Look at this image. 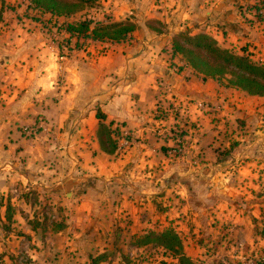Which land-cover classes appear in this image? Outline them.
Listing matches in <instances>:
<instances>
[{
    "label": "crops",
    "instance_id": "1",
    "mask_svg": "<svg viewBox=\"0 0 264 264\" xmlns=\"http://www.w3.org/2000/svg\"><path fill=\"white\" fill-rule=\"evenodd\" d=\"M240 7L239 0H101L98 18L86 19L136 26L116 43L71 36L73 18L29 9L27 0H0V191L21 180V189L47 193L55 205L65 196L83 221L93 209H118L131 235L152 228L154 205L166 207L154 223L200 229L202 213L190 212L189 201L205 192L213 201L203 221L224 227V255L239 256L234 245L255 233L264 206V97L198 73L173 46L180 35H205L264 66V21ZM99 112L121 133L119 144L128 134L124 150L102 149ZM25 207L32 209L13 206ZM72 214L67 224L77 221Z\"/></svg>",
    "mask_w": 264,
    "mask_h": 264
},
{
    "label": "rangeland",
    "instance_id": "2",
    "mask_svg": "<svg viewBox=\"0 0 264 264\" xmlns=\"http://www.w3.org/2000/svg\"><path fill=\"white\" fill-rule=\"evenodd\" d=\"M239 4L240 8H245L246 11L256 13L260 11L258 14L262 15L257 17L264 21V0H252V3L250 0H239ZM100 7L101 0H95L69 18L74 19L73 23L81 22L89 15L98 18ZM36 16L40 17L42 22H47L44 13H37ZM67 22L59 20L57 24L65 25ZM154 27L158 29L157 26ZM201 56L210 62L205 54H200ZM231 79V76L224 78L223 86H231ZM118 136H121V133L115 136L117 149H120L122 143H118ZM125 148L122 147V150ZM21 187L23 185L20 180L11 183L7 191L5 189L0 191V264H179L177 256L155 241L154 235L159 236L168 231L176 233L183 244L184 254L195 264H264V206L259 209V217L254 219L258 223L255 233L247 234L245 240L235 243L234 247H237L241 254L230 258L224 255L230 247L229 241L224 237V227L215 230L213 226H207L208 221L202 219L206 217L202 216L206 208H209L207 205L213 201L205 192L193 194L189 201L190 212L202 213L195 217L202 225L200 229L196 225L191 229L185 221L183 226L178 225L176 229L173 228V221L162 225L154 223L159 220V216L164 215V210L166 211L165 205H162V209L154 205L147 212L152 221V228L145 229L144 234L131 235L127 232L130 219L120 217L118 209L110 207L98 211L93 209L91 216L83 221V216H79L81 212H78V205L76 210L68 209L65 196L54 199L55 205L47 193L32 190V186L28 188L30 191ZM107 195L108 200L112 199L111 193ZM261 195L263 198L264 194ZM179 196L183 202L186 219L188 216L185 214H189L185 206L187 197ZM234 198L236 201L239 200L237 194ZM21 201L32 205V209L25 207L16 211L13 206ZM106 205L108 206L107 201ZM197 207L205 211L199 212ZM17 212L20 215L18 219L14 218ZM208 213L214 215L211 211ZM69 214L77 217L74 224L66 223L70 219ZM67 228L70 229V234L67 233ZM31 229L38 236L35 238L28 236L25 231L32 232ZM60 231L64 234L56 236ZM45 233L49 234L44 235ZM148 236L149 239L146 240ZM202 249L204 250L201 251Z\"/></svg>",
    "mask_w": 264,
    "mask_h": 264
},
{
    "label": "trees",
    "instance_id": "3",
    "mask_svg": "<svg viewBox=\"0 0 264 264\" xmlns=\"http://www.w3.org/2000/svg\"><path fill=\"white\" fill-rule=\"evenodd\" d=\"M27 1L29 2V9L65 18L71 17L72 14L81 11L84 6L95 2V0ZM93 25H95V28L92 30ZM135 30L136 26L131 22L102 24L88 19L69 24L66 27V31L71 36L116 43L131 39ZM173 51L185 57L198 73L212 78L220 85H223L224 78L231 76L230 84L232 87H227L240 89L253 96L264 97V66L254 62L250 56L239 55L236 52L222 49L215 40L205 35L195 37L180 35L174 42ZM200 54H205L210 62L202 56L200 57ZM97 117L100 120L98 138L102 149L108 154H113L117 150V141L113 135L118 133L111 131L104 124L106 117L102 113L99 112ZM154 237L155 241L165 250L177 256L179 264H195L184 254L183 244L175 232L168 231L159 236L154 235ZM148 239L149 236L146 240Z\"/></svg>",
    "mask_w": 264,
    "mask_h": 264
},
{
    "label": "built area",
    "instance_id": "4",
    "mask_svg": "<svg viewBox=\"0 0 264 264\" xmlns=\"http://www.w3.org/2000/svg\"><path fill=\"white\" fill-rule=\"evenodd\" d=\"M261 12H262V10H261ZM262 14V13H261ZM261 14H259L260 16H261ZM27 132L29 131V130H26ZM123 138H125L124 140H123V143H122V145L120 146L121 148L122 147H126V146H128V144H129V142H128V134L127 133H123Z\"/></svg>",
    "mask_w": 264,
    "mask_h": 264
}]
</instances>
